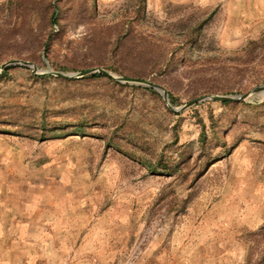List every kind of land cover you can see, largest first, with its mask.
Segmentation results:
<instances>
[{"label": "rangeland", "instance_id": "374dc122", "mask_svg": "<svg viewBox=\"0 0 264 264\" xmlns=\"http://www.w3.org/2000/svg\"><path fill=\"white\" fill-rule=\"evenodd\" d=\"M258 87L264 0H0V257L264 264Z\"/></svg>", "mask_w": 264, "mask_h": 264}, {"label": "crops", "instance_id": "0c3cea01", "mask_svg": "<svg viewBox=\"0 0 264 264\" xmlns=\"http://www.w3.org/2000/svg\"><path fill=\"white\" fill-rule=\"evenodd\" d=\"M37 221H33V223L30 224H35ZM54 229L49 232V233H45V237L47 238L46 241V245L45 246H41V252H43V250L45 251V254H56L58 251H62V246H60V242H57L56 239H59V237H63L65 236L64 234L65 231L67 233H69V230L66 228H61V226L54 222ZM43 231L40 233H33L32 229L27 231L25 237L28 241H31V239L33 238H40L43 237L42 235ZM7 238V239H11V238H15L16 233L13 232L12 230L8 229H4V230H0V236H2ZM48 239H51L49 242ZM45 247V249H43ZM67 250L72 251L73 249L71 248H66ZM7 253V257H0V264H17L15 258L13 257V255L16 252V249L13 247H8V249L5 251ZM24 253L25 257L27 256L28 258L25 260L24 264H37L35 262L36 258L34 257L35 255H37L39 253L38 249H37V245L34 243H30V245L25 246V248L21 251ZM24 257V258H25ZM35 261V262H34ZM22 264V263H20Z\"/></svg>", "mask_w": 264, "mask_h": 264}, {"label": "water", "instance_id": "95a60500", "mask_svg": "<svg viewBox=\"0 0 264 264\" xmlns=\"http://www.w3.org/2000/svg\"><path fill=\"white\" fill-rule=\"evenodd\" d=\"M10 65H22V66H32L30 63L28 62H21V61H13L11 63H9ZM36 70V69H35ZM96 70H90V71H86L84 73H81V74H63V73H56V75L58 76H61V77H69V78H74V77H82V76H85V75H89V74H92L94 73ZM100 73L104 74V75H110L109 72L105 71V70H98ZM125 81H128V82H134V83H137L139 85H142V86H146V87H152L158 91H160L163 96L165 97L166 100H168V93L165 91V89L155 83H152V82H142V83H138L136 81H130L128 79H125ZM264 93V87H258L256 89H253L250 93H247L245 95H239V96H226V97H212V96H209V97H204V98H201V99H197L195 100L192 104H195L197 102H200V101H203V100H213V101H220V102H238V101H244L245 99L247 98H250L251 96H255V95H260Z\"/></svg>", "mask_w": 264, "mask_h": 264}, {"label": "bare ground", "instance_id": "6f19581e", "mask_svg": "<svg viewBox=\"0 0 264 264\" xmlns=\"http://www.w3.org/2000/svg\"><path fill=\"white\" fill-rule=\"evenodd\" d=\"M260 97H261L262 99H264V93L260 94Z\"/></svg>", "mask_w": 264, "mask_h": 264}, {"label": "trees", "instance_id": "16d2710c", "mask_svg": "<svg viewBox=\"0 0 264 264\" xmlns=\"http://www.w3.org/2000/svg\"><path fill=\"white\" fill-rule=\"evenodd\" d=\"M94 76H96V77H100V76H102V75H94ZM172 98V97H171Z\"/></svg>", "mask_w": 264, "mask_h": 264}]
</instances>
